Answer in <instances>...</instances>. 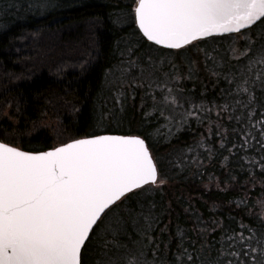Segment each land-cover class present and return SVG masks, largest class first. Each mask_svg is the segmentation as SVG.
I'll return each instance as SVG.
<instances>
[{"label":"trees","instance_id":"1","mask_svg":"<svg viewBox=\"0 0 264 264\" xmlns=\"http://www.w3.org/2000/svg\"><path fill=\"white\" fill-rule=\"evenodd\" d=\"M131 4L0 0V140L26 151H45L91 134L141 135L166 183L148 186L128 207L135 213L151 209L157 221L154 235L163 229L170 234L165 243L178 242L179 228L187 243L207 227L211 236L205 240L216 248L225 234L243 231L247 237L245 228H253L259 235L264 153L241 148L244 134L238 138L236 122H229L227 113L218 118L214 104L246 101V94L237 95V86L244 78H254L261 66L250 73L248 61L236 58L233 48L243 50L245 44L236 33L197 40L186 49L154 45L131 15H123L131 12ZM257 25L253 32H264V25ZM153 68V76L145 79L141 70ZM256 91L259 95L258 87ZM201 104L212 111L192 107ZM248 127L245 123L239 129ZM225 129L226 136L215 134ZM121 212L127 216L123 207ZM128 227L132 238L139 239L132 225ZM100 243L94 240L89 246V264Z\"/></svg>","mask_w":264,"mask_h":264},{"label":"snow or ice","instance_id":"2","mask_svg":"<svg viewBox=\"0 0 264 264\" xmlns=\"http://www.w3.org/2000/svg\"><path fill=\"white\" fill-rule=\"evenodd\" d=\"M129 8L123 15H131L142 36L169 49H186L194 41L231 33L245 40L243 50L233 48L236 58L248 61L250 73L261 66L254 78H244L237 86V95L246 94L247 100H235V106L227 100L213 104L219 108L218 118L227 113L228 121L236 122L233 132L238 138L244 134L241 148L264 153V32H253L257 22L264 25V0H132ZM141 72L150 79L155 69ZM152 100L157 109L155 95ZM171 103H176L174 96ZM192 107L212 111L203 104ZM245 123L249 127L239 129ZM215 134L228 133L225 129ZM260 171L264 174V162ZM164 183L141 135L91 134L46 151H24L0 142V264H89L86 253L94 240L101 243L93 264H264V219L259 235L253 228H245L247 237L243 231L225 234L219 248L205 240L211 236L207 227L187 243L179 228L178 242L165 243L170 234L163 229L154 235L157 221L151 209L135 213L128 204L149 191L148 186ZM129 224L139 239L132 238Z\"/></svg>","mask_w":264,"mask_h":264},{"label":"water","instance_id":"3","mask_svg":"<svg viewBox=\"0 0 264 264\" xmlns=\"http://www.w3.org/2000/svg\"><path fill=\"white\" fill-rule=\"evenodd\" d=\"M258 23V22H257ZM242 31H244V30H242ZM231 34H234V33H231ZM224 35H230V34H224ZM215 36H221V35H215ZM146 39V38H145ZM150 42V41H149ZM150 43H152V42H150ZM152 44H154V43H152ZM155 45V44H154ZM157 46H159V45H157ZM159 47H162V48H165V49H169V48H166V47H163V46H159ZM172 50H174V49H172ZM101 134H118V133H101ZM118 135H131V134H118ZM135 135V134H134ZM83 138V137H82ZM77 139H79V138H77ZM0 142H3V141H1L0 140ZM68 142H70V141H68ZM67 143V142H66ZM11 146H13V145H11ZM58 146H60V145H58ZM14 147H16V146H14ZM57 147V146H56ZM19 148V147H18ZM21 150H24V149H22V148H20ZM49 150V149H48ZM24 151H26V150H24ZM46 151V150H45Z\"/></svg>","mask_w":264,"mask_h":264},{"label":"rangeland","instance_id":"4","mask_svg":"<svg viewBox=\"0 0 264 264\" xmlns=\"http://www.w3.org/2000/svg\"><path fill=\"white\" fill-rule=\"evenodd\" d=\"M121 111H122V110H121ZM121 111H120V112H121Z\"/></svg>","mask_w":264,"mask_h":264}]
</instances>
